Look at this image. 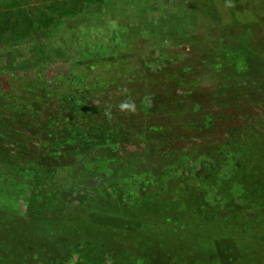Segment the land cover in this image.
I'll return each instance as SVG.
<instances>
[{
	"label": "rangeland",
	"instance_id": "obj_1",
	"mask_svg": "<svg viewBox=\"0 0 264 264\" xmlns=\"http://www.w3.org/2000/svg\"><path fill=\"white\" fill-rule=\"evenodd\" d=\"M210 1L218 12L205 0H0V55L9 64L0 84L21 82L33 62L50 80L67 78L94 33L105 32L101 51L114 48V27L128 21L130 29L132 8L153 23L132 40L136 62L104 69V88L89 81L78 117L47 110L28 121L0 115V227L18 243H2L0 264H84L79 254L66 260L62 253L71 225L105 238L80 237L103 243L98 264H126L113 257L123 252L119 242L131 254L127 264L164 263L159 244L190 250L191 261L203 264H264V62L233 40L264 41L251 28L264 0H242L249 6L230 18L221 14V0ZM98 2L110 14L103 26L89 23L94 13L87 10ZM81 15L87 22L77 29ZM242 21L251 23L244 25L249 34L235 27ZM190 37L197 42L181 43ZM35 41L44 46L29 51ZM122 103L135 111H121ZM62 122L99 139L69 143ZM133 156L141 161L130 170L126 158ZM247 176L261 191L245 183ZM159 177L175 184L167 195L174 206H156L149 190ZM81 206L87 211L77 218L85 222L69 221Z\"/></svg>",
	"mask_w": 264,
	"mask_h": 264
},
{
	"label": "trees",
	"instance_id": "obj_2",
	"mask_svg": "<svg viewBox=\"0 0 264 264\" xmlns=\"http://www.w3.org/2000/svg\"><path fill=\"white\" fill-rule=\"evenodd\" d=\"M205 2L212 7L213 12H218L217 6H214V4H211L210 0H205ZM99 5L95 6L96 8H90L88 9L87 13H94L90 14L89 16V23L92 25H104L106 22V18H110V14L105 10V8H102L100 6V2H98ZM221 14L227 15L229 18L232 16V14L240 13L244 7H248L249 4L242 3V0H221ZM251 6V5H250ZM136 8V7H135ZM133 9V8H132ZM130 9V16L129 22L131 23L130 29L126 30L125 27L129 24L128 21L123 26L119 24L114 27V39L117 40L116 44L114 45V48H111L109 52L101 51V47L99 45L100 39L102 40L101 36H104L105 32L98 31L95 34L96 39L95 40H89L88 42L91 43L86 48L80 47L78 48V58L74 61V66L70 69L69 75L67 78L64 79H57V80H50L47 77V72L45 71V66L38 65L37 63L33 62L31 67L28 70V73L26 74L25 78L21 82H14V84H0V115L2 116H9L13 117L14 114H17V116H20L23 118V120L28 121L29 119L36 120V114H39L42 111H57L58 114L62 112L70 113L71 115H74L78 117L82 110L87 107V102L85 101V98L91 94L90 87L92 85L89 84V81L93 79V86L95 85V82L102 81L103 84L102 87H105L106 82L109 80H104L107 76L106 69L109 66H113L114 68L116 66H122L126 61L127 62H133L131 58L136 53L135 50H133L134 45L132 44V40L134 37H137V35L142 31V29L145 28H151L152 26V20L149 16H146L145 19L139 20L137 19V16L140 13V10L136 8L135 10ZM251 10L255 12L257 10V5H252ZM211 10L209 11V15L213 17V19H216V16L213 15L214 13ZM206 12V11H205ZM256 13V12H255ZM264 11L262 14L256 13L255 20L252 22L256 25L251 28H257L258 30L255 32L257 34H264ZM218 14V13H217ZM258 17V18H257ZM196 18V17H195ZM86 19H84V16L81 15L80 19L76 20L75 28L80 29L84 26L86 23ZM242 24H235V27L237 26L239 29H245L247 30L246 33H250V29H246L247 26L244 25H250L245 24L243 21ZM234 24V23H233ZM72 27V26H71ZM95 28V26H93ZM73 28V27H72ZM250 30V31H249ZM80 31V30H79ZM109 31V30H106ZM240 32H244V30H240ZM81 33V32H80ZM255 36V35H254ZM75 40L78 42V38L80 37H74ZM181 39V38H180ZM193 42H197V39L195 37L185 38V40H180L181 43H186V40ZM187 40V41H188ZM234 42L238 45H243L247 49L248 56L252 59L260 60L264 62V54L260 52V47L264 46V41H256L249 38L247 42H243L241 38L236 36L233 38ZM88 42H85L84 44H88ZM79 43V42H78ZM77 43V44H78ZM189 43V42H188ZM53 45V44H52ZM79 45V44H78ZM39 46L43 47L44 45L41 44L39 41L28 43L29 51L37 49ZM130 60V61H129ZM126 62V63H127ZM136 62V61H134ZM9 64L3 59V56L0 55V71H4L8 69ZM110 75V74H109ZM0 78H3L2 73H0ZM96 80H95V79ZM54 79V78H53ZM103 79V80H102ZM92 89V87H91ZM93 92V90H92ZM101 92V90H100ZM69 115V114H67ZM106 119V118H105ZM91 119L89 120V124L91 129L99 130L97 127L96 122H91ZM63 125L62 130H67V134H65L64 138L69 143H75V142H83V143H92L93 141L99 139L97 136V133H91L88 131H82L81 128L75 125L74 128H70L67 125H65L64 122L61 123ZM90 126H87L88 130H90ZM61 140L62 143H65L66 141ZM52 145H55V143L52 142ZM248 157V156H246ZM249 158V157H248ZM134 159L137 161V163L134 161ZM139 160H137V156H133L132 158H126V164L128 169L132 170L137 164L139 167ZM252 160L249 159V163L251 164ZM245 183L249 187H256L257 191H261V188L259 185H254L252 182V176H247L245 178ZM257 184V183H256ZM148 186V184H147ZM149 184V188L152 189L149 190L152 194L151 196L155 198L157 204L156 206H168V205H175L173 200H170V197L168 198V194H172V191L174 189H170L169 187H175V184L172 182H163L162 179L159 177L158 181L155 185ZM145 189V186L143 188H139L140 191H143ZM133 193V192H131ZM140 193L136 194V198L140 197ZM45 200H47L45 198ZM48 202V201H47ZM153 205V204H152ZM87 210L83 208V206L78 207V209H75L73 212H70L67 216L70 221V217L77 220H83L78 219L77 215H84L86 214ZM134 219L136 221L140 220V216L136 213L133 214ZM84 221V220H83ZM85 222V221H84ZM1 224L6 225L3 221H0ZM207 221H205V225H207ZM35 229V225L31 223L30 229ZM70 226V224H69ZM9 229V226H7ZM68 228V227H65ZM2 228L0 227V246L4 242L6 246H13V236L8 233L3 234L1 231ZM76 233L78 236H76ZM98 231H93L91 235L87 233L86 231H82L79 233V230L76 228L75 225H71L66 233L65 236L62 238V245H65V252H62L67 257L71 256L72 254L76 253L79 254L80 258L84 261V264H98L101 262V260H98L100 257L99 250H103L105 247L101 241L99 242H93V240H87L86 242H82L80 237H85V239H90L88 237H96L97 239L104 238L100 234L97 235ZM76 236V240H71L73 236ZM105 239V238H104ZM172 241V240H171ZM18 244V243H15ZM209 246L210 243L208 242ZM92 245V246H91ZM124 244L119 242L115 245L122 249L123 252H119L118 254H114V259L116 260L117 256H121V260H123L126 264L130 263L132 258L128 255L130 254L126 249H124L122 246ZM206 245V244H205ZM159 246L160 253L163 255H166V259L163 260V262H157L152 259L146 258L145 264H203L202 262H197L196 260L191 261L193 253L190 250L180 249L177 246H170L166 249H163V245H156ZM79 247H81L79 249ZM158 248V247H157ZM79 249V250H77ZM90 249V250H89ZM82 250V251H81ZM85 255V261L84 257ZM91 253L96 254L97 256L93 257ZM116 253V252H115ZM87 255L89 256L87 258ZM131 255V254H130ZM207 259L205 258V263ZM114 263V262H113ZM118 263V262H115ZM114 263V264H115Z\"/></svg>",
	"mask_w": 264,
	"mask_h": 264
},
{
	"label": "clouds",
	"instance_id": "obj_3",
	"mask_svg": "<svg viewBox=\"0 0 264 264\" xmlns=\"http://www.w3.org/2000/svg\"><path fill=\"white\" fill-rule=\"evenodd\" d=\"M120 109H121V111L128 110V111L134 112L135 111V105L133 103H122L120 105Z\"/></svg>",
	"mask_w": 264,
	"mask_h": 264
}]
</instances>
